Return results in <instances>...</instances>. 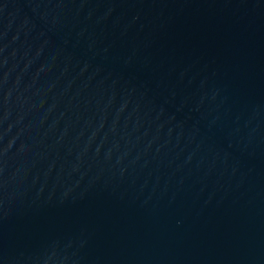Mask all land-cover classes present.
I'll return each instance as SVG.
<instances>
[{
  "label": "water",
  "instance_id": "95a60500",
  "mask_svg": "<svg viewBox=\"0 0 264 264\" xmlns=\"http://www.w3.org/2000/svg\"><path fill=\"white\" fill-rule=\"evenodd\" d=\"M0 264H264V0H0Z\"/></svg>",
  "mask_w": 264,
  "mask_h": 264
}]
</instances>
